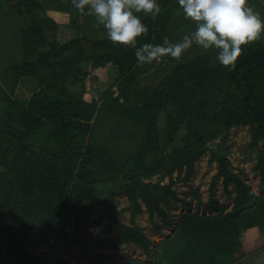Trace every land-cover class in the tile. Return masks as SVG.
<instances>
[{
  "label": "trees",
  "instance_id": "1",
  "mask_svg": "<svg viewBox=\"0 0 264 264\" xmlns=\"http://www.w3.org/2000/svg\"><path fill=\"white\" fill-rule=\"evenodd\" d=\"M8 2L28 12L35 11L39 4L35 0ZM142 19L149 32L139 43H153L158 17ZM34 24L28 33L25 32L26 43L45 44L44 29H35L43 24ZM33 34L38 37L33 38ZM85 65H90L91 69L109 65L115 68L122 92L133 86L136 76L148 67L138 65L134 49L114 45L107 37H82L62 45L54 42L39 59L13 65L18 75H31L41 84L27 105L5 90L4 114L0 117V247L7 246L16 264H51L29 253L25 248L29 242L56 238L68 245L83 246L78 237L80 225L93 208L101 183L108 185L113 180H124L122 184L126 190L123 191L130 197L133 215H136L141 207L133 185H140L145 178H165L193 165L215 141L210 160L218 162V170L212 186L221 179L229 196L236 193L232 197L233 211L225 212L226 207L218 204L214 195L208 203L199 202L197 208L204 205L203 212L193 211L191 201L178 197L170 186L152 181L151 185L162 189L164 195L147 186L140 195L147 203L151 223L159 231L161 226L156 219L159 216L167 225H174L160 202L170 206L174 198L187 207L179 214L176 225L177 236L186 240L187 246L180 248L173 264L238 261L236 254L242 252L245 243L242 228H250L253 224L264 238V193L260 196L250 193L249 185L232 172L230 159L218 147L235 126H249L251 144L255 146L259 140H264V42L246 47L234 70L220 63L210 64L209 57L197 56L176 64L158 86L141 92L130 105L125 104V95L122 103L114 98L110 104L113 112L132 119L141 129V142L123 161L103 147L84 143L97 101L76 99L65 92L63 80L59 81L57 67L78 82ZM40 66H50V70L47 69L49 78L39 74ZM54 77L57 81L52 80ZM162 112L166 114L164 126L159 122ZM45 126L50 129L49 140L57 149H37L26 142L29 132ZM181 130L186 132L179 138ZM256 169L261 174V187H264V143L259 150ZM107 188L113 193L111 186ZM109 208L113 217L110 228L116 230L117 237L113 245L133 242L149 253L152 239L139 226L119 222L112 202ZM53 264L67 262L57 260Z\"/></svg>",
  "mask_w": 264,
  "mask_h": 264
},
{
  "label": "rangeland",
  "instance_id": "2",
  "mask_svg": "<svg viewBox=\"0 0 264 264\" xmlns=\"http://www.w3.org/2000/svg\"><path fill=\"white\" fill-rule=\"evenodd\" d=\"M35 1L39 3L38 7L35 11L28 12L25 9H18L16 3L11 4L8 0H0V117L4 114L5 90L23 105H27L32 95L41 87L37 78L31 75H18L13 70V65L39 59L41 53L48 52L51 43L54 42L62 45L67 41L82 37L88 39L106 37L104 30L95 26L92 17L80 14L72 7L71 0ZM249 2L264 17V0H249ZM158 3L161 5L162 12L158 16L159 24L153 35V43H163L165 37L172 42H178L184 34L192 29L193 25L183 18L178 0H158ZM34 23L43 24V27L38 25L35 29L37 31L39 28L44 29V35L47 38L45 44L39 43L38 46H35L26 43L25 32L28 33ZM32 36L33 38L38 37L37 34ZM258 42H264V36ZM197 56L209 57L212 65L219 64L215 59L214 52L202 54L199 48L193 47L181 61L165 57L158 63L153 62L148 65L141 74L136 76L134 85L126 88L124 92L119 87L121 80L118 79L116 69L110 65L94 69H91L90 65H85L84 72L78 82L70 74L57 67V72L62 77L59 81L63 80L66 93L87 102L97 101L96 112H94L92 120L89 121L91 128L85 135L84 143L103 147L115 158L121 161L125 160L141 142V129L135 126L132 119L128 120V118L113 112L110 106L114 102L113 99L118 98L117 102L122 103L125 95L127 96L125 104L130 105L135 99H138L141 92L151 91L152 86H158L162 78L170 73L176 64ZM49 67L40 66L39 74L44 78H49L47 74ZM52 80L57 81V78L54 77ZM49 81L48 79L46 83ZM150 88L152 89L149 90ZM165 115V112L159 115L160 126H164ZM163 128L161 127V130ZM49 132L50 129L47 126L37 128L27 134L26 142L37 149L42 147L57 149L55 143L49 140ZM185 132L186 130H181L179 138ZM251 142L252 133L249 126H235L229 130L226 140L218 147L230 159L232 172L249 185V192L260 196L264 193V187H261V174L256 169V164L264 140H259L256 146ZM216 144L217 141L210 145L209 150L193 165L176 170L165 178L154 177L152 180L145 178L143 184L133 185L134 195L138 194V202L141 207V211L136 215H133L130 197L123 191L126 190L122 184L124 180H113L108 182V185L101 183L98 186V196L93 200V208L86 213L83 223L80 225L81 230L78 237L83 242V246L78 243L68 245L62 239L51 238L47 242L36 241L33 244L29 242L25 246L26 250L51 264L57 260L65 261L67 264H173V258L180 253V248L187 246L186 240L179 238L176 232L178 216L181 212L186 211L187 207L183 202L174 198L170 200V206L160 202V206L168 211L174 225H167L159 216H156L157 222L161 226V229L157 231L149 219L150 212L147 203L140 195L146 186L158 192L159 195L163 194L162 189H156L150 183L159 181L158 183L170 186L178 197L191 201L193 211L203 212L205 206L202 205L199 208L197 206L199 202L208 203L211 195H214L218 204L226 207L225 212L233 211L232 197L236 193H231L229 196L221 179L216 182V186H212L213 176L218 170V162L211 161L210 158L211 148L216 147ZM160 178H162L161 181ZM108 186L112 187L113 193H110ZM166 196L171 197L170 195ZM109 198L112 200L109 201ZM111 202L117 209L115 217L119 222L125 225L139 226L152 239L149 253H145L133 242L120 243L119 246L113 245V243L116 244L117 237H115L116 230L110 228L113 221L112 211L109 208ZM248 207L250 208V206ZM206 212L209 213L208 210ZM242 229L245 239L242 252L236 254L239 257L238 261H233V263L229 261V263L264 264V238L257 225L253 224L250 228ZM69 231H72V227L69 228ZM0 264H16L6 245L0 247Z\"/></svg>",
  "mask_w": 264,
  "mask_h": 264
},
{
  "label": "clouds",
  "instance_id": "3",
  "mask_svg": "<svg viewBox=\"0 0 264 264\" xmlns=\"http://www.w3.org/2000/svg\"><path fill=\"white\" fill-rule=\"evenodd\" d=\"M183 18L193 27L178 42L167 37L163 43L140 44L149 28L142 17H158V0H71L72 7L90 16L114 45L135 50L139 66L169 57L181 61L193 47L202 54L215 53V59L234 70L239 57L249 45L264 36V17L249 0H178Z\"/></svg>",
  "mask_w": 264,
  "mask_h": 264
}]
</instances>
